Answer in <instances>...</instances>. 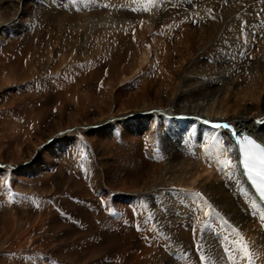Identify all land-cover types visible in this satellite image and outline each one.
Returning <instances> with one entry per match:
<instances>
[{
	"label": "rangeland",
	"instance_id": "1",
	"mask_svg": "<svg viewBox=\"0 0 264 264\" xmlns=\"http://www.w3.org/2000/svg\"><path fill=\"white\" fill-rule=\"evenodd\" d=\"M81 1L77 8H72L68 0H27L22 6L18 0L0 4V32L8 38L0 39V159L5 163L0 166V264H181L185 255L187 258L196 255L194 259L198 255L200 260L206 258L207 264H220L225 259L228 260L224 264H236L230 249L227 250L228 257L226 253L216 254L208 229L204 230L202 237L201 231L199 235L193 232V238L184 242L185 204L176 202L174 195H163L162 191L155 193L158 205L165 208L160 214L144 209L135 194L143 187L155 185L154 188L160 186L157 189L161 190L164 185L163 178L155 179L153 176L156 170L161 169L158 160L161 158L148 148L149 126L154 123L148 121L140 125L137 121V98L141 92L135 72L141 56L135 54L136 47L140 52L137 40L145 37L149 49L154 51L147 58L151 67L148 66V80L145 82L148 97H151L153 91L161 87L160 84L165 87L171 81L169 74L158 67L160 59L155 53L158 48L156 38L165 36L168 53L175 57V62L181 60L185 56L182 57L178 50L185 36L184 23L178 20H164L154 25L127 22L122 31L119 30L123 27L103 29L106 23L104 16L110 14L104 2ZM154 2L163 5L168 1ZM192 2L185 0L186 6L192 4L195 7L200 3L199 0ZM167 11L171 13L173 9ZM80 12L84 16L72 17L74 24L85 21L88 25L101 21L103 24L98 28L101 32L95 36L93 33L83 34L80 33L81 27L76 26L74 33L79 34L76 38L70 34L74 28L60 32L61 25L51 19L58 13L72 16L80 15ZM248 14L254 21L250 18L244 20L256 24L251 26L252 34L263 28L260 33L263 38L264 19L251 12ZM217 16L222 17L221 14ZM43 21L59 28L58 33L53 32L57 29L52 27L50 33L42 29L43 36L48 34L44 41L36 31ZM238 24L234 23L237 25L235 37L236 40L242 38V51L236 48L234 55L242 62L247 51L242 45H247V41V46L252 48L253 45L249 37L245 39L244 34H240ZM245 24L242 22L241 27L245 28ZM229 32L234 33L230 28L228 32L220 31L216 43L232 47ZM89 38L96 47L94 51L88 45L91 43ZM259 42L256 52L260 46L263 47L264 39L263 43ZM68 44L72 45L71 54H67ZM81 46H88V58L80 55L81 50L73 52L74 48ZM249 57H253L252 53ZM242 65L233 64L228 69V64H224L221 67L224 73L213 77L224 80L225 74L230 78L231 73ZM246 66L250 67L249 61ZM223 84L224 81H220V85ZM242 96L239 99L234 96L233 100L245 103ZM171 105L176 110L179 103L173 100ZM170 114L174 116V113ZM173 129L171 133L163 132L160 139L179 147L184 154L179 160L185 159L181 126ZM167 159L164 158V164ZM202 161L209 171L213 170L207 167L205 159ZM208 174L205 172L204 177ZM147 176L152 178L151 181L146 179ZM198 181L190 189L194 190ZM180 199L177 201L182 202ZM196 242L201 248L199 251L193 248ZM254 257V261L259 259Z\"/></svg>",
	"mask_w": 264,
	"mask_h": 264
},
{
	"label": "bare ground",
	"instance_id": "2",
	"mask_svg": "<svg viewBox=\"0 0 264 264\" xmlns=\"http://www.w3.org/2000/svg\"><path fill=\"white\" fill-rule=\"evenodd\" d=\"M11 1L15 0H0V4ZM26 1L27 0H18V2L21 3V6L24 5ZM100 1L104 2L105 7L110 13L104 16V20L106 21V23L104 22L103 26L105 27H103V29H112L111 27H123L119 30L122 31V29L125 30L124 24L127 22L142 24L148 23L150 25H154L162 21L164 22V20H178L185 25V36L182 37L183 47L181 46L182 49H180V47L178 50L180 51L181 56L184 55L185 57L182 56L183 58L181 60L178 59L177 62H175V57L172 58L171 56L173 55L168 53L169 51L167 50V38H165V36H157L156 38L158 48L156 49L157 52L155 53L157 56H159L160 59V65H158V67H160L162 71H165L163 73L169 74V76L171 77V81L167 86L164 84L165 87L160 84L161 87L158 88L156 92L153 91L154 93L151 97H148L149 91L147 90L148 87H146L145 82H147L148 80V78H146V71H148L149 67H151L147 62V58L149 57V53L154 51H151L149 49L145 37H140L137 40L139 45L141 46H139L140 52H138L137 50L138 47L135 48L136 56H140L141 54L140 61H137L138 63L135 67V72L136 74H138L136 76V82L141 88L140 95L137 98V121L140 125H142V123L145 124V122L148 121H153L154 123L153 126H149L150 130L148 132V148L150 149V151H154V153H157V157L161 158L158 159L160 160L159 167L161 169H158V172L156 170L153 176L155 179H157V177H161L164 181L163 189L161 190L157 189L158 187L161 188L160 186L154 188L156 187L155 185L153 187L149 185L150 187H141L142 189H139L137 193L135 192V194H137V197L140 199L139 202H141L142 207L147 210L152 209V211L154 210V212L157 211V213L162 214L165 211V208H163L164 205L162 204L158 205L159 202L158 198L155 197V193L162 191V194H172L174 195L176 202L183 205L185 204V209L182 207L185 210L184 242L193 238V232H198L199 235V232L202 230L203 226H205L209 230V238L210 240H212L213 245L215 246V252L217 255L219 253H222L223 255H225L226 253L227 255V250L230 249L231 255L239 264H250L249 259L244 255V252L242 250V246L246 245L248 251L250 252L253 250L252 253L254 254V256H257V258L260 259L254 261L253 264H258V262L263 264L264 205L251 189L245 179V176L242 173L235 136L225 128L224 124L233 123L239 130H246L248 134L254 136L264 144V35L263 38L262 36H260L263 28L261 29L260 27V32L257 33L256 30V33L252 34V31L254 30L251 28V26H254L256 24H253L252 21L244 20V18L253 19V17L248 14L249 12L254 13V15H256L257 17L259 16V18L263 20L264 0H202V2L199 0V5L195 4V7H193L194 5L192 4L186 6L187 3H185V0H164L168 2L167 4L163 5H156L154 1L158 2V0ZM190 1L192 2V0ZM68 2L72 8H77V4L82 1L68 0ZM162 3L163 2H161L160 4ZM176 7L178 9L174 11ZM170 8L173 9L171 13L167 11ZM252 9L253 11H251ZM3 13L5 14V12ZM58 14L51 19H53L54 23L56 22L61 25L60 32L68 31L70 27L75 29L76 26L81 27L80 33L83 34L93 33L92 35L95 36L98 34L97 32H101L98 29L99 25L103 24L100 23L101 21L95 24L88 23V25L85 24V21L83 23L80 22L75 24L74 22H72V17H74L75 19H78L79 16L83 18L84 15L82 13L80 15L75 14L72 16ZM218 14H221L222 17L217 18ZM82 18H80L81 21L83 20ZM195 20L196 22L194 23ZM47 21H43L41 27L38 25L36 27L37 29L35 28L37 33L40 34V38L43 36V32H41L42 29H47V33H50V28L52 27L57 29L53 32H59L58 25L53 27L50 24L51 21ZM235 22L239 23L238 30L240 31V34L242 32L245 36V39L249 37L253 45L252 48L247 46L248 41L247 45H242L243 48L247 49V51H245V59L242 60V62L237 57H235L237 55H234V51L236 48L241 50L242 39L241 38L240 40H236L237 38L235 36L237 33L234 28H236L237 25L234 26ZM242 22L246 23L244 25L245 28L241 27ZM48 23L50 24V26ZM128 24L130 25L132 23ZM229 28L234 32L233 34L232 32L228 33L232 35V37L230 36V38H228L229 43L232 44V47H230V45L222 47L221 45H218L216 43V41L218 40L216 37L219 35L220 31L221 33L228 32ZM74 32H76V29L75 31L73 30L72 32H70V34H73V37L77 38L79 34H76ZM70 34L67 36H70ZM89 34L85 35V37H87ZM46 35L44 33V36L42 37L43 41ZM49 35L51 36L52 34ZM64 35L66 37L65 33ZM0 37L2 41L8 39L7 35L4 34V32H0ZM74 40L77 41L78 39H73V41ZM88 41L91 42L88 43V45H91L89 47L94 51L96 47L95 45H93V41H91L90 38ZM259 41L263 43V47L261 48L260 46L259 51L256 52L255 49L259 47ZM84 45H87V43ZM66 47L68 48L67 54H71L69 50L72 48V45L68 44L66 45ZM87 47H76L73 49V52L75 49H78L81 50L80 55H86L89 52V48L87 49ZM251 53L253 55L252 58L249 57ZM52 54L53 53H51V55ZM72 54L74 55V53ZM75 54L77 55V53ZM73 55H70V57ZM201 57H204V59L201 60ZM145 60L147 63L145 62ZM248 61L250 63V67L246 66ZM224 64H228V69L233 64L235 66L242 64L243 65L238 71L236 70L231 73L230 78H227L225 74V78L222 77L224 78V80L218 77H213V75L218 76L224 73V70L221 68ZM171 66L173 67V69L171 68ZM56 68H58V66ZM171 70L174 71H172L174 73H172L173 75L171 74ZM235 72L237 73L234 76ZM220 81H224V84L220 85ZM241 87L243 88L238 90ZM242 94L244 101L246 100L245 103L240 104L238 103V101L233 100L234 96L238 98L241 97ZM173 100H176V102L179 103L178 106L175 105L177 106L176 110H174L173 108L174 105H171V102ZM231 111H233V113L229 115V112ZM170 113H174V116ZM161 116H163V119H159ZM177 116L178 118H176ZM173 121H176V124H173ZM179 125L181 126L180 132H182V134L184 135L183 140L185 141V159L181 160H179V158H181V156H183L184 154H182L179 147L174 146L170 142H163L162 139H160L163 137L162 132L171 133L173 132L172 129L174 127L176 128ZM113 126L114 125H112V127ZM210 152L212 157H209ZM165 157H168V159L167 163L164 164L163 162ZM202 158L203 160L205 159L207 161L208 165H206L208 168H212V171H209L205 167V164H202L204 163L202 161ZM3 165H5V163L1 162L0 159V166ZM205 172H209L207 177H204ZM147 178L148 176L146 177V179ZM168 178H170L171 180H168ZM173 178H176V184ZM151 179H149V181H151ZM197 179L199 181L196 185H194L195 189L192 190L193 188L191 187V185L195 181H197ZM149 181L146 180V183ZM160 183L162 184V182ZM140 186L138 188H140ZM162 194H160V196ZM179 198L182 199V202L177 201V199L179 200ZM176 207L174 206V208ZM174 214L175 213H173V215ZM177 219L179 220V218ZM175 227L177 228L176 225ZM181 229L183 228L181 227ZM193 248H197V251L201 250L198 242L193 244ZM149 249L152 250L151 248ZM195 256L196 255H192L187 258L185 255V261L181 264H207L206 258L202 257V260H200L197 255V258L194 259ZM141 258L142 257H139V259ZM227 260L228 259L220 261V264H224ZM210 264L214 263L210 262Z\"/></svg>",
	"mask_w": 264,
	"mask_h": 264
},
{
	"label": "snow or ice",
	"instance_id": "3",
	"mask_svg": "<svg viewBox=\"0 0 264 264\" xmlns=\"http://www.w3.org/2000/svg\"><path fill=\"white\" fill-rule=\"evenodd\" d=\"M252 143L254 144V142H252ZM262 163H264V161H262ZM245 167H249L250 168L251 167V164L248 161H246L245 162ZM254 183H256L255 180H254ZM258 187L261 190V195H264V173H262L260 175V183L258 184ZM242 250L244 252V255L249 259L250 264H253L254 258H255L254 257V254L248 251L246 245H243L242 246Z\"/></svg>",
	"mask_w": 264,
	"mask_h": 264
}]
</instances>
